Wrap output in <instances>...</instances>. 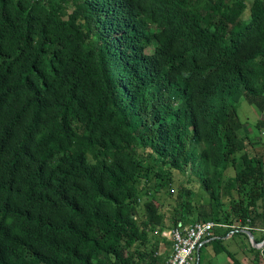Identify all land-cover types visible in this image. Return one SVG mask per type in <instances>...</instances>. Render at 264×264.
Masks as SVG:
<instances>
[{
	"label": "trees",
	"instance_id": "trees-1",
	"mask_svg": "<svg viewBox=\"0 0 264 264\" xmlns=\"http://www.w3.org/2000/svg\"><path fill=\"white\" fill-rule=\"evenodd\" d=\"M242 98L264 111V0H0V264H140L154 231L253 230Z\"/></svg>",
	"mask_w": 264,
	"mask_h": 264
},
{
	"label": "crops",
	"instance_id": "crops-1",
	"mask_svg": "<svg viewBox=\"0 0 264 264\" xmlns=\"http://www.w3.org/2000/svg\"><path fill=\"white\" fill-rule=\"evenodd\" d=\"M261 117L263 116L261 115ZM233 226L239 227L240 231L237 232L236 228L231 229ZM242 228L237 224L217 226L211 239L205 242L196 252L194 264L195 262L197 264H264V251L261 248L255 245L253 248H244L242 241L238 239V237L245 236L250 244L252 242L250 236ZM233 230L234 233H231ZM250 231L253 233V241L255 238L260 239V241L263 240L261 238L264 233L263 218L257 219L253 230ZM156 234L154 235L156 246L154 245L153 258H150L145 263L141 261L140 264H164L171 253L170 240L164 235L161 237L159 233ZM232 245L235 247L232 248ZM237 248L243 251L242 261L238 260L239 258L236 256L235 251Z\"/></svg>",
	"mask_w": 264,
	"mask_h": 264
},
{
	"label": "built area",
	"instance_id": "built-area-1",
	"mask_svg": "<svg viewBox=\"0 0 264 264\" xmlns=\"http://www.w3.org/2000/svg\"><path fill=\"white\" fill-rule=\"evenodd\" d=\"M219 224L213 220L195 221L185 225L168 228L163 234L171 242V253L164 264H194L195 253L213 236L214 228ZM234 233V230L231 231ZM264 251V240L258 243Z\"/></svg>",
	"mask_w": 264,
	"mask_h": 264
},
{
	"label": "rangeland",
	"instance_id": "rangeland-1",
	"mask_svg": "<svg viewBox=\"0 0 264 264\" xmlns=\"http://www.w3.org/2000/svg\"><path fill=\"white\" fill-rule=\"evenodd\" d=\"M62 13H63L62 11H59V16H61ZM246 16H248V12L246 13ZM153 49H154V43H152L148 47L147 51L152 52ZM236 107H237L238 115L244 124L242 134H245L246 132H244V130H246L250 136L259 137L261 144H262V148H264V128L263 129H257L256 128V124L258 123V121L264 119L263 111L262 112L258 111L245 98L240 99V101L237 103ZM261 115L263 117H261ZM167 188L169 190L171 189L170 187H168V185H166L165 187H162V190H160V192L157 194L156 199H155L156 203L162 202L164 204L163 210H167V208L168 207L170 208V206L177 205V202H178V199H176L174 194L171 195L170 193H168L166 191ZM197 194H200V195L203 194L204 195V191L202 189H198ZM205 198H206V196H205ZM258 219H261V218L259 217ZM153 234H156V231H154ZM156 235H158V234H156ZM160 236L163 237V234H161ZM238 239L240 241H242L244 248L245 247H249V248L254 247L253 242L250 241L252 244L251 245L245 236L238 237ZM234 247L235 246L232 245V248H234ZM235 252H236V256L239 258L238 260H241L243 258V251H241L239 248H237ZM118 264H121L120 260H118ZM195 264H197V263L195 262Z\"/></svg>",
	"mask_w": 264,
	"mask_h": 264
},
{
	"label": "water",
	"instance_id": "water-1",
	"mask_svg": "<svg viewBox=\"0 0 264 264\" xmlns=\"http://www.w3.org/2000/svg\"><path fill=\"white\" fill-rule=\"evenodd\" d=\"M243 231L246 232L250 236V238H251V240L255 246H259L255 240L253 241V233L249 229L244 228Z\"/></svg>",
	"mask_w": 264,
	"mask_h": 264
},
{
	"label": "clouds",
	"instance_id": "clouds-1",
	"mask_svg": "<svg viewBox=\"0 0 264 264\" xmlns=\"http://www.w3.org/2000/svg\"><path fill=\"white\" fill-rule=\"evenodd\" d=\"M225 225H226V224H225ZM171 227H172V226H171ZM235 228H236V229H235ZM244 228L251 230V228H249V227H243L242 229H244ZM231 229L239 230V227L233 226V228H231ZM166 230H168V228L163 229L159 234H160V235L163 234L162 232H164V231H166ZM239 231H240V230H239ZM163 235H164V234H163ZM263 240H264V239H263ZM263 240H261V241H263ZM261 241H258L257 243H259V242H261ZM258 248H260V247L258 246ZM195 255H196V253H195Z\"/></svg>",
	"mask_w": 264,
	"mask_h": 264
}]
</instances>
